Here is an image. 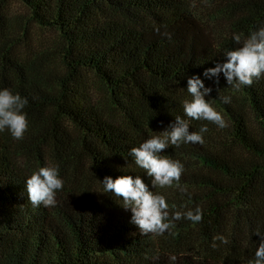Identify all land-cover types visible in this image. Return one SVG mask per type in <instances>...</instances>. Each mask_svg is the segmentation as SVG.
Listing matches in <instances>:
<instances>
[{"label": "trees", "instance_id": "trees-1", "mask_svg": "<svg viewBox=\"0 0 264 264\" xmlns=\"http://www.w3.org/2000/svg\"><path fill=\"white\" fill-rule=\"evenodd\" d=\"M262 26L264 0H0V89L28 100L23 139L0 132V264L254 259L255 233H264V76L237 91L222 74L217 86L203 73L240 46L234 35ZM34 28L55 38L35 37L36 48ZM193 75L213 88L206 100L227 127L185 116ZM176 116L190 131L208 128L202 144L161 153L183 164V192L152 188L129 155ZM45 166L58 168L63 188L55 206L33 207L25 180ZM121 175L164 195L170 216L199 207L202 220L174 221L175 236L141 234L101 183Z\"/></svg>", "mask_w": 264, "mask_h": 264}, {"label": "clouds", "instance_id": "clouds-1", "mask_svg": "<svg viewBox=\"0 0 264 264\" xmlns=\"http://www.w3.org/2000/svg\"><path fill=\"white\" fill-rule=\"evenodd\" d=\"M154 30L159 32V28ZM233 39L240 46L225 49L224 59L217 62L214 67L205 69L203 75L218 86L222 74L226 84L239 91L242 86L250 87L254 79L264 76V26L252 31L243 40L240 35H234ZM212 91L213 88L205 87L199 76L189 77L187 92L191 99L182 102L183 112L191 120H206L220 128L227 127L222 115L206 100ZM221 100L223 103H230L231 97L224 96ZM27 103L28 100L18 93L14 94L7 88L0 89V132L8 130L14 139H23L28 129L27 116L23 112ZM207 131L206 125L201 126L198 132L190 131L188 120L176 116L174 123H170L159 134L146 139L139 147L131 148L129 155L151 178L152 188H170L175 183L183 192L186 189L181 188L179 184L184 171L183 164L161 153L165 152L170 144L176 147L183 143L202 144L203 133ZM101 183L105 192H111L122 199L123 208L131 212L130 222L138 227L141 234L162 236L167 232L175 236L177 233L172 231L175 228L174 221L185 218L198 223L203 218L199 207L186 212L175 211L170 216L165 196L150 190L139 176L134 178L130 175H121L115 179L105 176ZM24 187L33 207L41 204L50 207L57 203L56 194L63 188V180L57 167L45 166L27 177ZM255 234L261 239L255 250V258L249 259L246 264H264V233L257 231ZM213 240L228 243L224 236H215ZM212 247L215 248L216 244L213 243ZM169 259L174 262L177 257L172 255Z\"/></svg>", "mask_w": 264, "mask_h": 264}, {"label": "rangeland", "instance_id": "rangeland-1", "mask_svg": "<svg viewBox=\"0 0 264 264\" xmlns=\"http://www.w3.org/2000/svg\"><path fill=\"white\" fill-rule=\"evenodd\" d=\"M14 8H15V11H17L18 13H21L22 15H23V12H25V10L23 8L19 7L17 4L15 5ZM3 28H4V25H3ZM32 34H34L33 35V43H34V46L36 48H39V46L35 43V41L37 40L35 37L40 36V37H43L44 39L49 40V41H50V39L53 40L55 38V36L52 33L47 32V31L42 32L40 30H37L36 28L33 29Z\"/></svg>", "mask_w": 264, "mask_h": 264}]
</instances>
